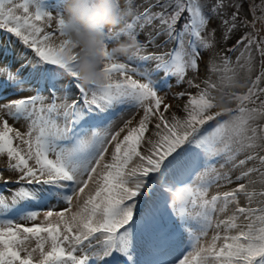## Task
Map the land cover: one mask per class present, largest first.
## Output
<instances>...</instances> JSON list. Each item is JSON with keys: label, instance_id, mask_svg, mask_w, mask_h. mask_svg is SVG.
Returning <instances> with one entry per match:
<instances>
[{"label": "snow or ice", "instance_id": "6c2138e0", "mask_svg": "<svg viewBox=\"0 0 264 264\" xmlns=\"http://www.w3.org/2000/svg\"><path fill=\"white\" fill-rule=\"evenodd\" d=\"M132 3L126 0L128 16ZM222 7L217 0L211 11ZM235 8L225 40L239 19ZM250 12L252 20L240 23L251 31L227 50L239 55L210 58L201 88L195 74L214 47L201 0H155L106 32L103 83L85 87L59 0H0V29L35 57L22 54L15 70L0 68V264H264V0ZM53 20L55 30L45 32L40 25ZM157 21L141 43L137 24ZM121 37L138 44L126 56L132 65L109 55ZM150 45L161 51L146 52ZM159 74L168 88L174 79L198 89L176 94L188 97L183 116L165 115L171 105L153 79ZM65 77L69 84H61ZM21 121L24 131L15 127ZM153 121L155 139L146 138ZM237 169L235 188L209 195L232 184Z\"/></svg>", "mask_w": 264, "mask_h": 264}, {"label": "clouds", "instance_id": "9594fccd", "mask_svg": "<svg viewBox=\"0 0 264 264\" xmlns=\"http://www.w3.org/2000/svg\"><path fill=\"white\" fill-rule=\"evenodd\" d=\"M50 3V2H49ZM63 17L64 38L75 45L77 61L75 71L82 86L100 85L105 63V35L116 29L128 17L121 0H59ZM138 47L134 38L111 47L113 58L126 57Z\"/></svg>", "mask_w": 264, "mask_h": 264}, {"label": "rangeland", "instance_id": "374dc122", "mask_svg": "<svg viewBox=\"0 0 264 264\" xmlns=\"http://www.w3.org/2000/svg\"><path fill=\"white\" fill-rule=\"evenodd\" d=\"M16 3H22L23 0H15ZM47 3L49 4V6H52L53 2L49 3V0H47ZM250 3L251 5L252 4H256V5H260L262 3V0H250ZM152 4H155V0H133V3H132V8H133V13L138 15L140 13H143L146 9H148L150 7V5ZM121 6L122 7H125L126 6V0H121ZM159 9V10H158ZM161 9L159 7H153L151 9L152 12H156V11H160ZM228 10H229V7H228ZM20 12L19 14L20 15H23V12L22 11H18ZM206 16H208L210 18V23L206 29V35L208 33H211L214 31V47L211 49V50H208L206 52H203L202 55L204 56V60L201 62V65H200V71L199 73L195 74V83H198V84H202L203 80H202V74H203V71L205 68L208 69V56L214 54L215 52H218L219 49L224 46V50H225V54L230 56L231 59H233V56H232V53L231 52H228L227 50L232 48L234 46V41L236 40L235 39V35L237 33V30L234 29L231 31V33L229 34L228 38L225 40L224 36H225V33L227 32L228 28L231 26L230 23L227 24V26L225 27V32L223 34H221L220 36V28H219V22L221 21L222 19V13L220 11V14L218 15H215L213 14L212 12L208 13L206 12L205 13ZM261 13H260V10L259 8L256 9V15L259 16ZM53 15H55V13H53ZM249 20L251 21L252 20V14H250L249 16ZM38 24L40 22H37ZM181 23H183V20H181ZM138 25L140 26V24L138 23ZM155 25H156V22H154V24L152 26H147L145 25L144 28L147 29V30H151V28H155ZM40 26H43L45 27V32H53L55 30V20H53L52 22V26L51 27H47L46 25H40ZM180 25H177V27L179 28ZM257 28H260L261 25L259 23H257L256 25ZM249 31H251V28L249 29ZM248 31V32H249ZM2 31H0L1 33ZM152 32V31H151ZM43 35V33L41 34ZM261 36H264V31H262L260 33ZM164 40V39H163ZM162 40V41H163ZM225 40V41H224ZM18 42L17 45H13L12 47H8L7 49H5L6 51H9L12 53L13 55V58H14V61L13 62H6L5 59L2 57L1 55V51H0V68H3L5 66H8L10 65L12 67L13 70H15L17 67H18V62H16V60H19L18 58V54L16 51H18L21 55L22 54H26L28 57H32V58H35L34 57V53L31 51V49L29 48H26L18 39L16 40ZM51 43H59V41L55 38H53V40L51 41ZM168 48H171L173 47V45L169 44L167 46ZM12 49V50H11ZM193 73L189 72L186 79H192L193 78ZM0 79H3V75L0 74ZM176 88L178 90V93L181 91V92H184L186 91L187 93H190V94H196L198 89L195 88V87H189L186 83L184 84H181L179 86L176 85ZM201 88H203L201 86ZM23 93V92H22ZM177 93V94H178ZM161 95V94H160ZM16 98V94H5L4 95V99H14ZM188 97L187 95H185L184 97L182 98H176V95L175 96H171V93L169 94V96H165V103L166 104H169L171 105V107L169 108V111L167 113H165L166 116H168L170 118L171 114L173 112H175L177 115L179 116H183L184 113L182 111L183 109V106L184 104L186 103ZM181 101L179 104H173L172 102L174 101ZM161 111H163V107L161 108ZM142 112H140L137 117L135 118L134 122H133V125L136 124V122H138V120L140 119V117L142 116ZM10 123H12V121H10ZM154 123L155 121H153L152 124L149 125V128H148V131L146 133V138H151V139H155V137L153 136V133L156 131L155 128H154ZM15 127H17L18 129H20L21 131H24L25 130V127H24V122L21 121L19 123H16L15 124ZM123 135V134H122ZM147 145H145L146 147ZM143 150V149H141ZM109 152H111V148L109 149ZM107 158V157H106ZM244 156L241 155L239 157V159H243ZM6 161V157L4 158H0V164H3L4 162ZM253 166V163L252 162H249L247 167H252ZM240 171L241 169H237L235 171L232 172V178H233V183L232 184H228L226 186H223V187H220L219 189H217L215 186H213L211 189H210V193L209 195H212V194H215L217 191L219 192H223V191H227V190H230L232 188H235L237 186V184L239 182H236L235 181V176L239 175L240 174ZM4 175L6 177H8L9 175H12L13 178H15L14 174H10L8 172H5ZM253 179H256V176H253ZM12 187L15 186V185H11ZM257 189L259 190L258 188V185H257ZM6 196L8 195V193H4ZM174 197L170 196L169 199H173ZM241 204L243 205L244 204V201L241 199ZM39 220H42L43 217L41 216L40 218H38ZM21 223H23V221H19ZM28 226H31V224L29 223Z\"/></svg>", "mask_w": 264, "mask_h": 264}, {"label": "trees", "instance_id": "16d2710c", "mask_svg": "<svg viewBox=\"0 0 264 264\" xmlns=\"http://www.w3.org/2000/svg\"><path fill=\"white\" fill-rule=\"evenodd\" d=\"M215 0H201V3H209L212 4ZM231 0H224L223 1V7L220 8L221 13H222V17H225L227 11H228V7L230 4ZM239 4L240 5V9H239V19L236 21V27L235 29L237 30V33L234 34L235 35V41H234V45H236L237 39H239L240 37H242L244 35V33L248 32L250 28L248 27H244L240 21L247 19L249 20V15L252 14L250 12V0H234L233 3H231V9L228 12L227 15H229V23L231 24V16L233 14L234 11H236L235 5ZM20 12H18L17 14H19ZM20 15V14H19ZM225 19V18H224ZM0 31H2L0 33V51H3L5 49H7L8 47H12L13 45H17L18 42L16 41L18 38L14 37L12 34L7 33L6 31L0 29ZM221 31H220V36H221ZM242 47V46H241ZM221 51L218 53V55L216 56V60L217 62H219L220 59V54L225 53L224 50V46H222ZM225 55V54H224ZM239 55V52L234 53L233 55V61H235L236 56ZM255 55V54H254ZM210 58H213L212 55H210V57L208 58V61ZM208 64V62H207ZM260 71V57L257 55L255 56L254 62H253V73L252 76L253 78H255V76L259 73ZM210 73L208 72L207 68L205 69L204 74L202 75V80L204 81L205 79H207L209 77ZM214 78V77H213ZM202 87H204V84H201ZM262 86H264V84H262ZM205 127H208L207 125ZM259 188V185H258Z\"/></svg>", "mask_w": 264, "mask_h": 264}]
</instances>
